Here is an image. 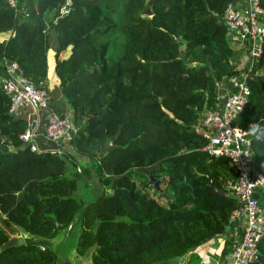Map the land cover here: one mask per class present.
<instances>
[{
    "label": "trees",
    "instance_id": "1",
    "mask_svg": "<svg viewBox=\"0 0 264 264\" xmlns=\"http://www.w3.org/2000/svg\"><path fill=\"white\" fill-rule=\"evenodd\" d=\"M229 1L15 0L13 8L0 0V33L8 31L0 60H15L36 81L46 76L52 48L57 87L77 126L67 149L90 160L108 188L81 205L74 191L85 168L66 150L22 144L26 119L7 112L0 88V137L8 144L0 150V264H54L56 254L38 237L52 236L78 210L76 251L91 248L92 264L165 263L222 235V251L230 252L241 234L226 228L237 206L227 187L235 173L227 158L207 155L193 130L198 114L214 106L217 82L237 72L240 51L226 40L222 18ZM246 83L234 122H256L250 149L264 175V41ZM148 166L154 186H171V196L135 184L133 170ZM257 197L264 201V190ZM258 251L249 264H264V235Z\"/></svg>",
    "mask_w": 264,
    "mask_h": 264
},
{
    "label": "built area",
    "instance_id": "2",
    "mask_svg": "<svg viewBox=\"0 0 264 264\" xmlns=\"http://www.w3.org/2000/svg\"><path fill=\"white\" fill-rule=\"evenodd\" d=\"M15 8V0H5ZM61 5L59 12L65 11ZM222 18L225 37L229 44L242 54V63L236 73L226 82L216 84L214 106L204 108L195 119L193 130L204 142L202 149L212 157H225L232 164L235 176L227 187L236 199L237 206L229 219H239L241 234L229 252L228 264H249L257 258L258 241L264 235V208L257 194L264 190V175L254 169L250 134L256 127L255 121L246 126L235 123L243 110L249 87L247 74L255 67L264 41V4L259 0H237L226 3ZM236 60V59H235ZM229 86V87H228ZM0 88L8 97L7 112L19 115L25 109L34 113L18 137L30 150L38 151L36 126L43 123V135L54 146L57 153L69 146L77 131L70 114H59L50 107V96L45 78L32 81L23 75L15 60H0ZM3 139V138H1ZM4 140V139H3Z\"/></svg>",
    "mask_w": 264,
    "mask_h": 264
},
{
    "label": "rangeland",
    "instance_id": "3",
    "mask_svg": "<svg viewBox=\"0 0 264 264\" xmlns=\"http://www.w3.org/2000/svg\"><path fill=\"white\" fill-rule=\"evenodd\" d=\"M2 34H4V33H2ZM234 48L237 49L236 47H234ZM50 60H52V54H49V61ZM241 63H242V54L236 56L235 65L239 66V65H241ZM47 73H48L50 79L54 76L52 66H50V67H49V65L47 66ZM50 79H49V81H50ZM217 83H220V82H217ZM49 85H51L50 82H49ZM19 115H28L29 117H32L34 115V113L31 109H25V110L21 111ZM66 148H68V147L66 146ZM69 150H70V147H69V149H66V152L70 156H73V159L75 158L76 161H78L79 163L82 164L79 166L78 170L81 167L85 168V170L81 173V179L77 180L74 194L80 200H86V199H89L95 193V191L107 190L108 188L106 187V185L100 183V181L98 180L97 175H96V171H95V167L92 163L89 162L90 160L85 161L83 158L76 156V154L74 153V151H72V149L70 151ZM67 166H69V168H68V170L66 169V173H67V175H69L68 171L71 167V163L69 161H67ZM151 168L152 167L148 166L145 168L134 169L131 175H132V178H133L135 184L138 187H141V188L147 190L148 192L154 194V196H157V197H160V195L161 196L162 195L163 196H171V194H172L171 186L162 187L161 190H159L156 186H154V182H156V184H157V179H155V177H156L155 173H153L152 175H149V170ZM149 176L151 179L149 178ZM162 199L163 198H161L160 200H162ZM259 204L262 208H264V201H259ZM77 219H78V215H77ZM78 230H79V224H78V222H76L74 224V230L73 231H71L67 236L65 235L63 238H61L59 244H57L55 246L52 245V248L56 251L57 256L59 255V256L64 258L63 255H66L69 257V260H71L72 263L74 261L73 255L75 254L74 249H75L76 235H77L76 232ZM82 258H83L85 264H91L89 257H87L85 255V256H82L81 259Z\"/></svg>",
    "mask_w": 264,
    "mask_h": 264
},
{
    "label": "crops",
    "instance_id": "4",
    "mask_svg": "<svg viewBox=\"0 0 264 264\" xmlns=\"http://www.w3.org/2000/svg\"><path fill=\"white\" fill-rule=\"evenodd\" d=\"M237 1V0H233ZM4 34L0 33V38L7 36L8 31L3 32ZM49 54H53L52 48H48L46 51V59H47V66H52L53 70V57L52 60L49 61ZM54 73V71H53ZM49 75L47 73L46 67V76L45 82L48 88V92L50 95V99L53 103V106L63 111L64 114H70L71 111L69 106L67 105L64 97L60 93L57 87V77L54 73V76L49 81ZM49 82L51 85H49ZM25 117L26 122L29 118L28 115H22ZM37 134L35 136V140L37 145L40 149H50L54 146V144L47 140L43 135V123L40 121L39 124L36 126ZM68 147V146H67ZM8 148V144L6 141L1 139L0 137V150H4ZM67 149V148H66ZM65 149V150H66ZM64 150V151H65ZM241 220L239 219H232L231 224L227 227L228 228V236H234L236 232V228L240 227ZM224 236H215L213 238H209L208 240L202 242L196 248L186 250L183 256H181L178 260L179 264H228L229 262V252L224 253L222 251L223 243H224ZM164 263V262H163ZM165 264H175L172 261H166Z\"/></svg>",
    "mask_w": 264,
    "mask_h": 264
},
{
    "label": "water",
    "instance_id": "5",
    "mask_svg": "<svg viewBox=\"0 0 264 264\" xmlns=\"http://www.w3.org/2000/svg\"><path fill=\"white\" fill-rule=\"evenodd\" d=\"M154 184L156 185V182H154ZM209 187H212L211 184H208ZM87 200H84V202L81 204L83 205ZM80 214V210H78L72 217V219L69 221L68 224H66L65 226L61 227L59 230H57L52 236L50 237H38V238H41V239H44L46 241V245L48 246L49 249H51L55 254H56V259H55V263L54 264H83L84 263V260L83 258L81 259L82 256H87L89 257L90 259V252H91V248H88L87 250H85L83 253H78L76 251V245H77V237L79 235V232H80V223H79V219H77V215ZM78 222L79 224V230L76 232L77 235H76V243H75V249H74V255H73V263L71 262V260H69V257L66 256V255H63V257L61 256H57V253L56 251L52 248V245H57L60 243V239L63 238L65 235L67 236L71 231L74 230V224ZM228 227V226H227ZM226 227V228H227ZM35 238V237H34ZM23 241L22 238H19L18 240V243H21ZM185 252L179 254V255H176L172 258H170L169 261H172L174 262L175 264H179L178 260L181 256H183ZM90 262H91V259H90ZM164 260H157L151 264H165L163 263ZM85 264V263H84ZM92 264V263H91ZM185 264V263H184Z\"/></svg>",
    "mask_w": 264,
    "mask_h": 264
}]
</instances>
